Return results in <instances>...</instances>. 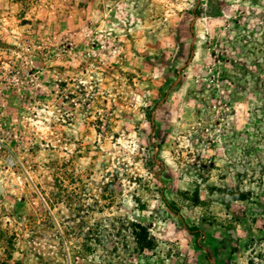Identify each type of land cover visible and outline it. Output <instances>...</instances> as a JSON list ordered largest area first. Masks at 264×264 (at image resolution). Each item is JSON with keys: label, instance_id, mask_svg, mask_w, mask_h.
Masks as SVG:
<instances>
[{"label": "rangeland", "instance_id": "rangeland-1", "mask_svg": "<svg viewBox=\"0 0 264 264\" xmlns=\"http://www.w3.org/2000/svg\"><path fill=\"white\" fill-rule=\"evenodd\" d=\"M0 264H264V0H0Z\"/></svg>", "mask_w": 264, "mask_h": 264}]
</instances>
